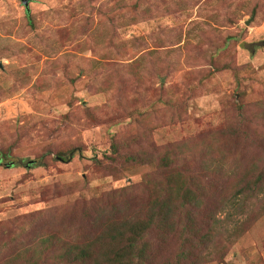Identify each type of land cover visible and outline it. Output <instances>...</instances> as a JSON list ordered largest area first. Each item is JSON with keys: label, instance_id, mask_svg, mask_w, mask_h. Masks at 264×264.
Returning <instances> with one entry per match:
<instances>
[{"label": "rangeland", "instance_id": "374dc122", "mask_svg": "<svg viewBox=\"0 0 264 264\" xmlns=\"http://www.w3.org/2000/svg\"><path fill=\"white\" fill-rule=\"evenodd\" d=\"M0 63V264L46 233L83 239L99 199L143 208L167 168L139 150L159 159L240 105L239 171L264 161V0H0ZM235 182L221 175L216 198H237L200 216L215 219L201 264H264V190L245 200ZM173 235L153 238L154 264L180 248Z\"/></svg>", "mask_w": 264, "mask_h": 264}, {"label": "trees", "instance_id": "16d2710c", "mask_svg": "<svg viewBox=\"0 0 264 264\" xmlns=\"http://www.w3.org/2000/svg\"><path fill=\"white\" fill-rule=\"evenodd\" d=\"M245 111V106L240 105L238 113L227 115L221 128L166 144L159 159L153 152L140 149L143 161H152L161 171L167 168L166 183L163 180L152 182L151 178L145 181L150 200L143 208L130 210L125 203L126 206L119 209L113 203L102 205L99 199V203L91 205L96 215L88 235L75 240L68 233H46L38 236V249L45 254L50 252L51 258L60 264H154L155 256L161 252L156 249L153 238L166 245L173 238L172 234L177 238L182 234L180 248L167 257L164 264L203 263L206 255L202 248L214 238L212 223L215 219L207 221L212 214L200 216L209 204L215 209L223 208L238 196L216 198L212 189L221 175L234 174L235 187L242 194L239 198L252 200L264 190V161L261 165L254 162L242 171L237 166L241 164L239 147L245 133ZM173 112L180 118L184 116L183 112ZM1 153L4 158L10 155L9 151ZM64 154L62 150L57 153L58 156ZM129 158L138 161L136 155ZM194 162H201L198 171L190 169ZM213 177L217 180L211 182ZM38 249L29 255L19 253L11 259L16 263L23 257L27 264H39L34 261ZM11 259L2 264H11Z\"/></svg>", "mask_w": 264, "mask_h": 264}, {"label": "water", "instance_id": "95a60500", "mask_svg": "<svg viewBox=\"0 0 264 264\" xmlns=\"http://www.w3.org/2000/svg\"><path fill=\"white\" fill-rule=\"evenodd\" d=\"M22 1H23V3H24L26 6H28V0H22ZM247 23H249V21H248ZM0 65H1V63H0Z\"/></svg>", "mask_w": 264, "mask_h": 264}]
</instances>
